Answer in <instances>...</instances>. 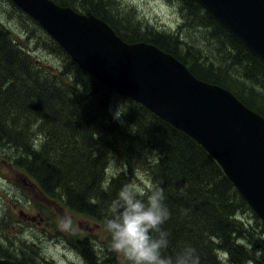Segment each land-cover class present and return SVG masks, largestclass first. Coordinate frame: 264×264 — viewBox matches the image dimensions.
<instances>
[{"label":"trees","instance_id":"16d2710c","mask_svg":"<svg viewBox=\"0 0 264 264\" xmlns=\"http://www.w3.org/2000/svg\"><path fill=\"white\" fill-rule=\"evenodd\" d=\"M54 1L93 13L127 42L152 43L173 54L198 78L229 89L264 116V63L196 1L180 0L187 21L208 30V43L200 46L182 40L179 32L143 29L133 13L117 12L110 0ZM49 40L63 58L55 71L34 61L24 45L30 36L19 40L0 26V148L15 149L8 160L35 179L47 197L102 223L119 188L134 184L135 170L144 169L152 186L164 190L171 213L163 226L169 233L170 254L189 246L196 249L199 264H226L221 252L229 254L228 264H264L260 232L253 228L250 234L259 237L248 245L239 242L247 233L241 214L262 220L215 157L185 131L92 76L57 41ZM114 159L125 168L111 176ZM73 246L91 264L96 262L90 237L77 238ZM0 253L18 261L1 247ZM22 255L21 264H40Z\"/></svg>","mask_w":264,"mask_h":264},{"label":"water","instance_id":"95a60500","mask_svg":"<svg viewBox=\"0 0 264 264\" xmlns=\"http://www.w3.org/2000/svg\"><path fill=\"white\" fill-rule=\"evenodd\" d=\"M88 73L188 133L264 221V116L158 46L54 0H12ZM264 63V0H194ZM0 264H20L0 254Z\"/></svg>","mask_w":264,"mask_h":264},{"label":"rangeland","instance_id":"374dc122","mask_svg":"<svg viewBox=\"0 0 264 264\" xmlns=\"http://www.w3.org/2000/svg\"><path fill=\"white\" fill-rule=\"evenodd\" d=\"M116 11L133 13L141 22L143 29L161 31L171 35H181L182 40L200 46L209 40L208 30L203 25L188 22L180 0H110ZM191 21V20H190ZM0 26L11 31L14 38L23 40L30 36L24 44L38 65H44L46 71H55L62 65L63 58L52 47V38L40 25L23 16L8 0H0ZM41 28H40V27ZM248 87L252 84L246 83ZM257 91L262 92L257 89ZM135 101V100H134ZM119 109L120 104L114 103ZM35 135H32L34 137ZM15 149L4 145L0 148V247L9 254L28 259L40 264H91L82 253L73 246L77 238L90 237L96 249V262L92 264H123L122 258L108 248V235L104 225L85 215L78 214L66 207L59 199L47 197L40 192L35 179L26 172L16 168L9 160ZM125 167L114 159L108 175H117ZM134 184L149 188L152 186L146 170L136 169ZM253 210V209H252ZM254 211V210H253ZM65 215L73 220V231L64 232L58 227V221ZM243 226L247 233L239 242L249 244L251 239L259 237L250 234L253 228L260 232L264 239L262 222L255 221L251 215L241 214ZM31 257V258H30ZM92 258V256L90 255ZM33 258V259H32ZM220 259L228 264L229 254L221 252ZM244 264H256L248 260Z\"/></svg>","mask_w":264,"mask_h":264},{"label":"clouds","instance_id":"9594fccd","mask_svg":"<svg viewBox=\"0 0 264 264\" xmlns=\"http://www.w3.org/2000/svg\"><path fill=\"white\" fill-rule=\"evenodd\" d=\"M170 216L163 188L121 186L103 216L109 250L122 258L123 264H199L193 247L185 246L174 254L169 253V233L163 226ZM57 227L72 232V218L63 216Z\"/></svg>","mask_w":264,"mask_h":264}]
</instances>
